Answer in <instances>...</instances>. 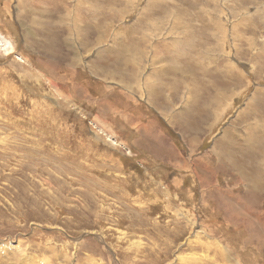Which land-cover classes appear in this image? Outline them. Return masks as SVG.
<instances>
[{"label":"rangeland","instance_id":"obj_1","mask_svg":"<svg viewBox=\"0 0 264 264\" xmlns=\"http://www.w3.org/2000/svg\"><path fill=\"white\" fill-rule=\"evenodd\" d=\"M0 246L264 264V0H0Z\"/></svg>","mask_w":264,"mask_h":264},{"label":"bare ground","instance_id":"obj_2","mask_svg":"<svg viewBox=\"0 0 264 264\" xmlns=\"http://www.w3.org/2000/svg\"><path fill=\"white\" fill-rule=\"evenodd\" d=\"M128 1V0H127ZM60 3V2H59ZM80 4V3H79ZM57 6V5H56ZM59 8H61L60 6H59ZM56 10V9H55ZM58 13V12H57ZM55 16V15H54ZM74 16V15H73ZM103 21H106L107 22V20L105 19V20H103ZM106 25V24H105ZM108 26V25H107ZM80 31V30H79ZM80 37V36H79ZM56 40H58V39H56ZM5 44H8L9 45V47L8 48H6V49H9V50H13L14 48L11 46V44H10V42H5ZM5 44H4V47H5ZM58 45H59V43H58ZM74 45V44H73ZM193 66V65H192ZM241 73V72H240ZM229 79H231V78H229ZM227 95V94H226ZM216 101H217V103L219 102V100L218 99H216V98H214ZM215 103V102H214ZM219 104V103H218ZM208 110V109H207ZM244 116V115H243ZM206 122V121H205ZM259 162V161H258ZM239 178H240V176H238ZM242 177V176H241ZM242 180H244V179H242ZM242 180H241V184H243V182H242ZM251 191H249L250 193H252V195L253 194H258V189L253 185V183H251ZM250 189V188H249ZM9 246H11V244L10 243H8L7 244V247H9ZM9 248H11V247H9ZM17 249H19V247H16ZM0 250H1V246H0Z\"/></svg>","mask_w":264,"mask_h":264}]
</instances>
